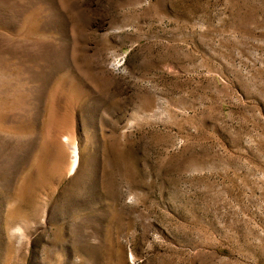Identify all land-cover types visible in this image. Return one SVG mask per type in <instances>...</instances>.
<instances>
[{
    "label": "rangeland",
    "instance_id": "1",
    "mask_svg": "<svg viewBox=\"0 0 264 264\" xmlns=\"http://www.w3.org/2000/svg\"><path fill=\"white\" fill-rule=\"evenodd\" d=\"M0 264H264V0H0Z\"/></svg>",
    "mask_w": 264,
    "mask_h": 264
}]
</instances>
